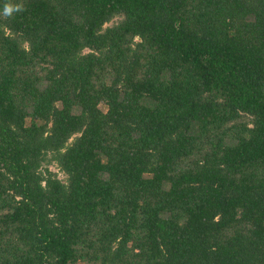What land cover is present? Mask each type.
<instances>
[{"label": "trees", "instance_id": "trees-1", "mask_svg": "<svg viewBox=\"0 0 264 264\" xmlns=\"http://www.w3.org/2000/svg\"><path fill=\"white\" fill-rule=\"evenodd\" d=\"M0 264H264V0H0Z\"/></svg>", "mask_w": 264, "mask_h": 264}, {"label": "rangeland", "instance_id": "rangeland-1", "mask_svg": "<svg viewBox=\"0 0 264 264\" xmlns=\"http://www.w3.org/2000/svg\"><path fill=\"white\" fill-rule=\"evenodd\" d=\"M119 17H115L112 21L108 22L107 25L112 24L113 22H115ZM49 167L57 173V175L62 178L63 180H66L67 175L66 173L59 168L58 164L55 161H52L49 163Z\"/></svg>", "mask_w": 264, "mask_h": 264}, {"label": "clouds", "instance_id": "clouds-1", "mask_svg": "<svg viewBox=\"0 0 264 264\" xmlns=\"http://www.w3.org/2000/svg\"><path fill=\"white\" fill-rule=\"evenodd\" d=\"M20 7H21L20 4H13V3L9 2L5 5L4 12L5 13H11L14 10V8L19 9Z\"/></svg>", "mask_w": 264, "mask_h": 264}]
</instances>
